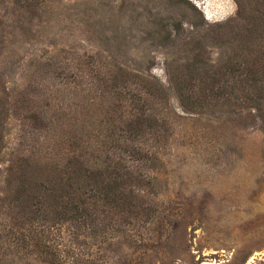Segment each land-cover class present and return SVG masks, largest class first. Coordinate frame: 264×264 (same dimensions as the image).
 Instances as JSON below:
<instances>
[{
	"label": "rangeland",
	"instance_id": "1",
	"mask_svg": "<svg viewBox=\"0 0 264 264\" xmlns=\"http://www.w3.org/2000/svg\"><path fill=\"white\" fill-rule=\"evenodd\" d=\"M0 264H264V0H0Z\"/></svg>",
	"mask_w": 264,
	"mask_h": 264
},
{
	"label": "trees",
	"instance_id": "2",
	"mask_svg": "<svg viewBox=\"0 0 264 264\" xmlns=\"http://www.w3.org/2000/svg\"><path fill=\"white\" fill-rule=\"evenodd\" d=\"M70 65V63L67 64V66ZM71 67L74 71H82L83 70V62L82 60L75 59L71 62ZM117 80V79H116ZM137 118V117H136ZM151 120L152 118H147ZM138 120V119H137ZM136 120V122H137ZM55 123V125H62L61 123L63 121L56 119V121L53 119L52 121ZM151 123V122H150ZM105 125L109 130H113V123L106 122ZM117 141L124 140V137L119 135L117 138H115ZM86 142L88 143V139H86ZM84 144V152L80 154H74L71 150H68L60 159H37L38 161H50L54 167H67L69 165H72L74 163L80 165L83 168V171L86 172L87 177L91 178L93 181L90 183H87L88 191L90 192V197H96L99 200H102V202L110 207H120L121 209L125 206V202L130 205V200H127L130 198V193L127 194L130 191V188L126 185V182L122 179L123 175L128 173L131 175L134 168H137L134 165L127 164L128 157L124 155V153L117 154L115 159L116 161L111 162L110 159L112 157L106 156L105 160H102L101 155L100 157H97L95 154V151L92 152L88 151V144ZM92 145V144H89ZM114 143L111 145L113 146ZM99 151V146H94ZM101 151H106L101 150ZM73 154V155H72ZM91 157H90V156ZM129 177V176H128ZM131 177V176H130ZM139 177L137 176L135 179L139 181ZM73 180H70L72 182ZM71 185V183H68ZM77 188L79 186H76ZM88 191H84L85 193ZM60 210L56 212L58 215H63L67 211H71L73 214L72 216H77L81 213L82 209L78 205H60Z\"/></svg>",
	"mask_w": 264,
	"mask_h": 264
}]
</instances>
